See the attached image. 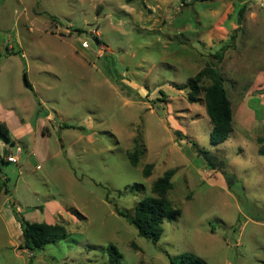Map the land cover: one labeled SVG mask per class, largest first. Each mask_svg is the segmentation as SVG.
<instances>
[{
    "label": "rangeland",
    "instance_id": "374dc122",
    "mask_svg": "<svg viewBox=\"0 0 264 264\" xmlns=\"http://www.w3.org/2000/svg\"><path fill=\"white\" fill-rule=\"evenodd\" d=\"M222 47L233 132L211 144L203 96L189 103L178 88ZM37 101L53 122L36 159L1 167L0 264H108L109 245L123 264H170L185 252L209 264H264V0H0V120L34 124ZM135 140L142 154L132 166ZM193 143L225 159L231 183ZM168 170L181 215L153 244L116 209L132 217ZM49 199L64 209L68 234L29 258L14 210L25 217L35 207L25 219L42 222Z\"/></svg>",
    "mask_w": 264,
    "mask_h": 264
},
{
    "label": "trees",
    "instance_id": "16d2710c",
    "mask_svg": "<svg viewBox=\"0 0 264 264\" xmlns=\"http://www.w3.org/2000/svg\"><path fill=\"white\" fill-rule=\"evenodd\" d=\"M130 1V0H127ZM244 8H240L237 13V23H241ZM235 35L231 36L232 41ZM230 47V46H227ZM222 47L210 57L214 62L207 63L179 90H187V101L197 103L200 96H203L205 113L211 124L209 132V141L211 144H220L226 141L233 132L232 126V108L228 93L224 86V78L219 71V64L223 60L225 49ZM25 84L28 85L26 75L24 74ZM161 93V92H160ZM179 136H182L179 134ZM185 139V136H183ZM0 140L7 145H12L13 141L5 123L0 122ZM258 154L264 157V134L256 138ZM196 154L203 159L206 165L215 171L221 172L231 183L232 179L228 177L224 158H218L214 153L199 148L195 143L192 144ZM142 152L139 149L137 140L134 141L132 152L127 154L128 160L132 166H136ZM6 159L0 154V172L2 165L8 164ZM153 165H146L142 174L144 177L151 175ZM173 170L165 171L161 177L157 178L150 187L151 195L145 196L134 206V213L129 217L126 213L116 209V213L126 219L132 225L138 236L149 239L156 244L162 234L161 225L164 222L174 221L181 215V209L173 206L168 198V192L173 188L172 177ZM228 182V183H229ZM229 183V184H230ZM0 184H3L0 183ZM4 188V187H3ZM7 193V189L4 188ZM15 219L20 224L22 246L20 248L28 251L41 250L46 244L56 242L58 238L65 237L68 232L62 223L48 224L45 222H29L23 216L18 215L14 210ZM77 217L80 215L77 213ZM108 264L121 263V255L114 245H109L106 249ZM170 264H209L203 258L191 252H185L177 256H168Z\"/></svg>",
    "mask_w": 264,
    "mask_h": 264
},
{
    "label": "crops",
    "instance_id": "0c3cea01",
    "mask_svg": "<svg viewBox=\"0 0 264 264\" xmlns=\"http://www.w3.org/2000/svg\"><path fill=\"white\" fill-rule=\"evenodd\" d=\"M208 15V14H207ZM235 28L236 27V21L235 19L233 21H230L229 27ZM217 27V26H216ZM219 29L221 27L218 26ZM213 27L208 31V39L211 38V33H213ZM200 42L203 45L202 47L205 49V46L203 44V39L200 38ZM222 44V43H219ZM205 53H198V55H204ZM23 56V55H22ZM28 82V81H27ZM27 89L32 91L35 94V89L33 85L25 84ZM38 107L35 110V123L34 124H28L24 119L20 118L19 120H16L15 123L10 124L6 121L0 120V122H3L8 127L11 140L13 141L12 145H7L4 142L0 140V154L4 157L14 149L16 145H19L21 147V154L19 157V160H21V157H23V161L25 164L29 162L32 159H36L38 152H36L37 144L49 134V129L47 127L48 123L53 122L52 113L49 111H46L44 109V104L41 101H37ZM2 119V118H1ZM48 122V123H47ZM84 132L89 133L88 130L91 129L89 127H81ZM87 137H90V134L87 135ZM12 164V163H9ZM14 165V164H12ZM18 165V164H17ZM39 168V166H37ZM8 191V190H7ZM9 194V191H8ZM35 207L31 208L29 212L25 215L24 218H36V214L34 213ZM29 209V208H27ZM42 214V222L48 223V224H55V223H62L64 221V209L62 206H60L57 202H55L52 199H49L45 202V204L40 209ZM27 216V217H26ZM0 218H1V210H0ZM36 222V221H34ZM14 234L16 237V240H18V247L22 246V237H21V228L20 224L17 222V225L15 224L14 228ZM22 249V248H21ZM24 252L27 253L28 257L31 258L32 254L28 252L26 249H22Z\"/></svg>",
    "mask_w": 264,
    "mask_h": 264
},
{
    "label": "built area",
    "instance_id": "2783aa9c",
    "mask_svg": "<svg viewBox=\"0 0 264 264\" xmlns=\"http://www.w3.org/2000/svg\"><path fill=\"white\" fill-rule=\"evenodd\" d=\"M20 154H21V147L19 145H16L14 147V149L11 151V153L7 154L5 156V159L12 163V164H18L19 162V157H20Z\"/></svg>",
    "mask_w": 264,
    "mask_h": 264
}]
</instances>
